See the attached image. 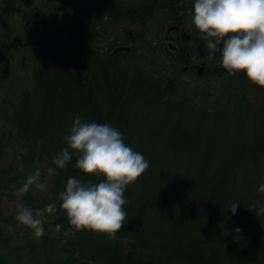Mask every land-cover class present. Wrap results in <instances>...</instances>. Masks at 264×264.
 I'll list each match as a JSON object with an SVG mask.
<instances>
[{"label": "trees", "instance_id": "16d2710c", "mask_svg": "<svg viewBox=\"0 0 264 264\" xmlns=\"http://www.w3.org/2000/svg\"><path fill=\"white\" fill-rule=\"evenodd\" d=\"M78 48L82 56L47 59L31 87L12 89L17 104L1 97L10 126L0 130V184L21 187L37 170L48 175L77 116L118 128L150 169L126 189L128 223L115 241L87 229L64 235L70 225L59 193L67 179L102 175L82 173L75 156L48 175L49 198L39 203L57 204L48 219L54 231L62 225L60 236L45 243L61 257L57 264H264V216L246 207L264 201V90L237 73L227 96L206 97L204 86H171L155 67Z\"/></svg>", "mask_w": 264, "mask_h": 264}, {"label": "clouds", "instance_id": "9594fccd", "mask_svg": "<svg viewBox=\"0 0 264 264\" xmlns=\"http://www.w3.org/2000/svg\"><path fill=\"white\" fill-rule=\"evenodd\" d=\"M190 15L191 25L204 41L206 59L212 62L218 55L220 66L229 76L243 72L251 83L264 89V0H194ZM64 142L66 147L52 159L55 168H47L49 176L57 175L56 169L67 168L75 156V167L82 173L104 177L98 182L67 179L59 193V208L66 213L70 225L64 235L74 237L87 229L115 241L128 223L126 189L142 178L150 169V162L125 143L118 128L88 122L79 116L73 120ZM41 175L40 170L30 174L14 193L17 198L33 188L47 192ZM258 191L264 193V184L258 186ZM238 207L234 202L229 210L235 215ZM246 207L258 218L264 216V201ZM56 211V202L35 210L17 204L15 219L39 241L46 234L44 225L48 217ZM61 228L62 225H56L57 232ZM234 231L240 233L242 229L237 227Z\"/></svg>", "mask_w": 264, "mask_h": 264}, {"label": "flooded vegetation", "instance_id": "af4514ba", "mask_svg": "<svg viewBox=\"0 0 264 264\" xmlns=\"http://www.w3.org/2000/svg\"><path fill=\"white\" fill-rule=\"evenodd\" d=\"M119 2L123 0H29L33 8L21 14L23 25L14 40L0 42V51L16 43L38 57L61 61L70 52L82 56L78 46L92 47L97 58L120 56L131 63L157 64L156 75L170 84L194 77L210 85L217 77L229 76L218 55L212 62L206 59L204 41L191 25L194 0H127V7ZM12 4L25 6L22 0Z\"/></svg>", "mask_w": 264, "mask_h": 264}, {"label": "rangeland", "instance_id": "374dc122", "mask_svg": "<svg viewBox=\"0 0 264 264\" xmlns=\"http://www.w3.org/2000/svg\"><path fill=\"white\" fill-rule=\"evenodd\" d=\"M8 1L9 0H0V41L3 38L2 34L9 31L16 33L18 26L21 27L23 25L21 14H25L26 12L29 13L33 8L29 0H22L25 6L19 4L16 8L8 9ZM124 1L127 2V0ZM9 11L11 12L9 13ZM88 32L89 34L93 32L92 27H89ZM61 40L62 45H66L65 36H63ZM61 40H55V42L59 43ZM88 48L93 53V48ZM87 54L88 53H86V55ZM41 64L42 60L30 50L26 49L21 51L18 49L15 51L9 50L1 55L0 99L2 96H6L7 100L11 99L12 102L17 104V95H11V90H17L19 87H29L30 81L34 74L39 71ZM156 65L157 64L145 62L139 63L140 68L147 71L151 70ZM186 77L188 78V76ZM189 81L192 83V86L195 87H192L193 90L198 88V86H203L202 84L208 85L207 79H196L192 77ZM215 81L216 83H212L211 87L205 86L207 91L206 97H208L209 94L214 98L227 96L229 89L234 86L233 83L232 87H227V84L231 82L229 76L217 77ZM2 107H4V105L0 104V108ZM9 108L11 107L7 109ZM10 110L11 109H9L8 112ZM2 111L3 110L0 109V130L10 126L9 120L1 116ZM1 163L2 159H0V165ZM7 180V177L4 176L2 181L6 182ZM41 182L48 188V175L42 174ZM19 188L20 187L16 186V182L7 185L0 184V264H57L60 257L57 256L55 252L50 254V248L53 245H45L46 241H55V238L60 236L50 225L49 219H47L44 225L46 234L39 241L32 238L30 229L23 225H19L15 219L17 204H23L33 210L41 208L39 202L49 198L48 191L41 192L33 188L18 199L14 193ZM9 226L14 230H10Z\"/></svg>", "mask_w": 264, "mask_h": 264}]
</instances>
